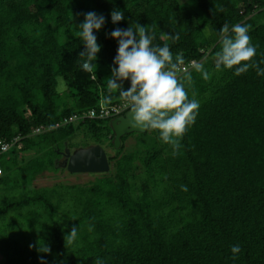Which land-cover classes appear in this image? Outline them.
<instances>
[{"label": "trees", "instance_id": "1", "mask_svg": "<svg viewBox=\"0 0 264 264\" xmlns=\"http://www.w3.org/2000/svg\"><path fill=\"white\" fill-rule=\"evenodd\" d=\"M188 1L0 0V139L21 137L19 148L0 155L1 264H41V256L46 264H264V75L216 70L214 59L222 25L239 23L250 25L254 60H264V0ZM114 9L124 13L119 24ZM90 11L106 23L95 32L97 67L85 72L76 34ZM137 24L174 60L181 53L184 64L195 60L209 73L205 80L191 67V84L182 80L200 107L179 150L150 129L123 135L114 149L108 117L31 134L123 101L117 89L103 103L118 49L106 34ZM92 144L113 150L109 171L83 185L34 187L38 174L59 170L54 161L65 146ZM43 245L51 252L41 253Z\"/></svg>", "mask_w": 264, "mask_h": 264}, {"label": "clouds", "instance_id": "2", "mask_svg": "<svg viewBox=\"0 0 264 264\" xmlns=\"http://www.w3.org/2000/svg\"><path fill=\"white\" fill-rule=\"evenodd\" d=\"M83 22L77 24L79 31L77 37L83 41L84 50L78 56L82 63L80 67L85 72H91L97 67L95 61L101 46L97 42L95 32H98L106 23L102 14L94 11L84 13ZM113 24H119L125 19L123 11L114 9L111 12ZM250 25L235 24L229 29L227 23L220 29L221 49L215 54L216 70L233 71L240 76L250 69H256L257 75H264V60H254L256 47L251 43L249 35ZM110 38L117 40V55L111 67V76L107 78L109 95L103 98V103H111V93L119 90L120 98L127 102L132 126L145 130H157L159 139L172 146L176 152L181 147V140L189 128L196 122L200 104L193 98L189 99L185 81L189 85L192 81L191 72L181 70L184 58L181 53L176 54L175 60L170 47L153 45L154 35L150 34L146 26L137 24L126 29L114 28L109 34ZM174 41L179 40V34L172 36ZM195 71L202 74L207 80L209 73L202 64L193 63ZM130 81V87L125 89L124 82ZM184 190H187L184 188ZM77 235V228L73 227L70 234L65 236L66 245L71 243ZM32 247V245H30ZM41 253H50L47 245L40 246ZM232 259H238L241 252L240 245L231 247ZM41 264H46L43 256ZM97 264L101 262L97 261Z\"/></svg>", "mask_w": 264, "mask_h": 264}, {"label": "water", "instance_id": "3", "mask_svg": "<svg viewBox=\"0 0 264 264\" xmlns=\"http://www.w3.org/2000/svg\"><path fill=\"white\" fill-rule=\"evenodd\" d=\"M113 133L112 143L114 149H118L121 137L132 132L143 133L146 130L132 126L130 109L125 113L113 117L109 121ZM66 145V144H65ZM61 160L54 161V167L65 168L68 172L103 173L109 171V162L105 149L100 144H92L84 147L70 149L65 146L60 152Z\"/></svg>", "mask_w": 264, "mask_h": 264}, {"label": "built area", "instance_id": "4", "mask_svg": "<svg viewBox=\"0 0 264 264\" xmlns=\"http://www.w3.org/2000/svg\"><path fill=\"white\" fill-rule=\"evenodd\" d=\"M193 63H196L195 60H191L183 65H181V70H189L193 67ZM93 78V76L91 75ZM129 109L127 102L122 101L120 104L112 105L111 107L101 106L98 110L90 109L86 112L70 114L62 119L61 122H57L54 125L46 126L39 125L31 129V134H39L46 131L47 129L55 128L66 123H74L78 121H83L87 118H110L116 117L125 113ZM20 136H14L9 140L0 139V155L8 152L13 146L19 148L21 146Z\"/></svg>", "mask_w": 264, "mask_h": 264}, {"label": "rangeland", "instance_id": "5", "mask_svg": "<svg viewBox=\"0 0 264 264\" xmlns=\"http://www.w3.org/2000/svg\"><path fill=\"white\" fill-rule=\"evenodd\" d=\"M185 4L190 5L191 3L188 0H182ZM64 88L63 85L60 87ZM83 136L81 132H77L73 138V142L79 143L82 141ZM133 137H129L125 142V147L128 148L131 144H133ZM106 151L110 154H113V150L109 147L106 148ZM59 170L54 171H44L38 174L33 180L34 187H43V186H51L54 183H67V184H78L83 185L87 184L95 179L99 174L97 173H88V172H78L71 173L68 172L65 168H58ZM3 262V257L0 255V264Z\"/></svg>", "mask_w": 264, "mask_h": 264}, {"label": "flooded vegetation", "instance_id": "6", "mask_svg": "<svg viewBox=\"0 0 264 264\" xmlns=\"http://www.w3.org/2000/svg\"><path fill=\"white\" fill-rule=\"evenodd\" d=\"M62 159V157H60V159L59 160H61Z\"/></svg>", "mask_w": 264, "mask_h": 264}, {"label": "bare ground", "instance_id": "7", "mask_svg": "<svg viewBox=\"0 0 264 264\" xmlns=\"http://www.w3.org/2000/svg\"><path fill=\"white\" fill-rule=\"evenodd\" d=\"M104 119H106V118H104Z\"/></svg>", "mask_w": 264, "mask_h": 264}]
</instances>
